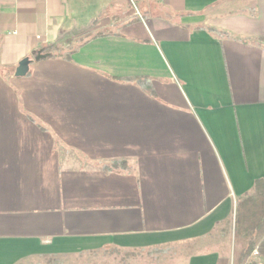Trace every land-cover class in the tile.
Wrapping results in <instances>:
<instances>
[{
    "label": "crops",
    "instance_id": "0c3cea01",
    "mask_svg": "<svg viewBox=\"0 0 264 264\" xmlns=\"http://www.w3.org/2000/svg\"><path fill=\"white\" fill-rule=\"evenodd\" d=\"M261 38L264 0H0V264H237L245 240L207 238L264 181Z\"/></svg>",
    "mask_w": 264,
    "mask_h": 264
},
{
    "label": "rangeland",
    "instance_id": "374dc122",
    "mask_svg": "<svg viewBox=\"0 0 264 264\" xmlns=\"http://www.w3.org/2000/svg\"><path fill=\"white\" fill-rule=\"evenodd\" d=\"M239 237V236H238ZM216 239L221 244L234 245L237 248L236 215L230 223L224 224L219 231L208 236L207 240ZM183 246L161 245L146 249L103 248L96 251L82 252L66 256H51L31 259L21 264H176L172 256L189 253Z\"/></svg>",
    "mask_w": 264,
    "mask_h": 264
},
{
    "label": "trees",
    "instance_id": "16d2710c",
    "mask_svg": "<svg viewBox=\"0 0 264 264\" xmlns=\"http://www.w3.org/2000/svg\"><path fill=\"white\" fill-rule=\"evenodd\" d=\"M264 44V38L259 40ZM58 55V54H55ZM71 58V52L65 55ZM264 232V181L257 180L252 191L237 202L236 234L238 239L246 241L237 264H243L253 252L259 235ZM239 236V237H238Z\"/></svg>",
    "mask_w": 264,
    "mask_h": 264
},
{
    "label": "water",
    "instance_id": "95a60500",
    "mask_svg": "<svg viewBox=\"0 0 264 264\" xmlns=\"http://www.w3.org/2000/svg\"><path fill=\"white\" fill-rule=\"evenodd\" d=\"M45 57L44 54H42L41 52L37 55L36 60H39L41 58ZM30 59L26 58L24 60H22L19 64V66L17 67L15 76L16 77H24L28 74L29 72V67H30Z\"/></svg>",
    "mask_w": 264,
    "mask_h": 264
}]
</instances>
